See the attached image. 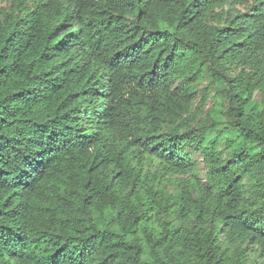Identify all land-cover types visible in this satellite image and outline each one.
Here are the masks:
<instances>
[{
    "label": "trees",
    "instance_id": "1",
    "mask_svg": "<svg viewBox=\"0 0 264 264\" xmlns=\"http://www.w3.org/2000/svg\"><path fill=\"white\" fill-rule=\"evenodd\" d=\"M0 1V264H264V0Z\"/></svg>",
    "mask_w": 264,
    "mask_h": 264
},
{
    "label": "rangeland",
    "instance_id": "2",
    "mask_svg": "<svg viewBox=\"0 0 264 264\" xmlns=\"http://www.w3.org/2000/svg\"><path fill=\"white\" fill-rule=\"evenodd\" d=\"M8 4H9V2H1L0 1V10L2 9L3 6H6ZM207 83H208L207 80H203L201 82V84L198 86V88L195 89V91H194V94H195L194 106L197 104L198 100L200 99L201 88L203 86H206ZM212 103H213V99L210 97L208 102H207V104H206L205 111L212 105ZM186 151H187V153H188V155L190 157V160L192 162H194L195 165H196L197 174L200 176V178L202 180H204V177H205L204 175H205L207 169H206L205 163L203 161V157L200 155V153L197 150L193 149L192 147H187ZM168 188H169V190L173 191L174 186L172 184H169Z\"/></svg>",
    "mask_w": 264,
    "mask_h": 264
}]
</instances>
